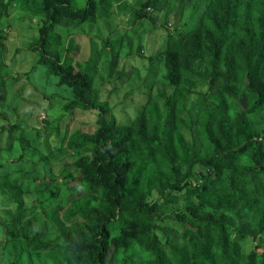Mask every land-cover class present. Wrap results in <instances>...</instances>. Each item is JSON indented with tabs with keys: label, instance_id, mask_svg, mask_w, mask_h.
I'll return each instance as SVG.
<instances>
[{
	"label": "trees",
	"instance_id": "16d2710c",
	"mask_svg": "<svg viewBox=\"0 0 264 264\" xmlns=\"http://www.w3.org/2000/svg\"><path fill=\"white\" fill-rule=\"evenodd\" d=\"M112 1L117 0H19L41 19L29 48L39 52L60 85L72 89L65 109L97 110L96 129L76 130L67 141L76 152H90L74 159L73 175L64 174L75 182L68 185L85 181L82 193L47 205L46 220L30 227L20 251L52 250L62 264H264V0H211L191 29L155 54L173 88L161 112L153 104L138 106L127 121H117L100 103L97 59L87 70H75L78 46L70 37L59 49L55 33L63 17L93 23ZM156 4L145 0L137 20L148 19L146 6ZM0 7L7 5L0 0ZM205 51L209 74L191 66ZM113 63L111 58L108 73ZM6 73L0 67V100ZM183 76L207 84L202 116L189 126L199 132L197 141L184 138L173 113ZM238 87L243 93L236 94ZM179 201L187 204L171 222L180 233L172 235L166 225L162 239L154 229ZM51 222L56 236L46 241ZM247 242L251 247L243 252Z\"/></svg>",
	"mask_w": 264,
	"mask_h": 264
},
{
	"label": "rangeland",
	"instance_id": "374dc122",
	"mask_svg": "<svg viewBox=\"0 0 264 264\" xmlns=\"http://www.w3.org/2000/svg\"><path fill=\"white\" fill-rule=\"evenodd\" d=\"M144 1H112L107 13L93 23H74L63 17L55 31L59 35V49L70 37L78 46L72 59L75 70L79 66L87 70V64L97 59L94 83L100 90V103L110 109L108 115H114L117 121L132 119L137 107L144 108L146 104L155 105L157 112H161L163 99L173 88L162 78L163 65L155 54L174 37L191 29L211 2L156 0V8L146 6L148 19L138 21ZM2 3L7 7L4 11L0 7V67L8 78L0 100V126H4L0 131V264H62L52 250L19 248L23 236L31 234L30 227L37 228L46 220L47 205L52 207L61 198L82 193L85 181L80 178L78 184L68 185L75 182L64 174L71 171L73 175L74 159L90 152H76L67 141L76 130L90 134L96 129L97 110L65 109V103L73 96L71 87L60 85L39 52L29 48L39 34L40 16L25 11L19 0ZM111 58L113 69L108 73ZM191 66L209 74L207 53L198 56ZM180 84L184 89L174 101V117L183 128L184 138L197 141L199 132L194 125L191 129L189 126L202 116L199 107L204 106L200 104L202 97L207 96V84L184 76ZM240 88L236 94L242 92ZM246 102L247 95L239 106L244 107ZM64 134L66 141L62 145ZM186 204L171 203L164 211L154 229L160 238H164L166 225L174 229L172 235L180 233V226L171 219ZM23 208L19 219L13 222ZM63 212L61 209L60 213ZM54 224L48 226L46 241L56 236ZM250 247V242L245 243L243 252Z\"/></svg>",
	"mask_w": 264,
	"mask_h": 264
}]
</instances>
